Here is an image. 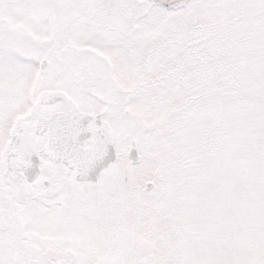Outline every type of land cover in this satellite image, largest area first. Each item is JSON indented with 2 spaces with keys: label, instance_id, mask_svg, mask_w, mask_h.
<instances>
[{
  "label": "snow or ice",
  "instance_id": "snow-or-ice-1",
  "mask_svg": "<svg viewBox=\"0 0 264 264\" xmlns=\"http://www.w3.org/2000/svg\"><path fill=\"white\" fill-rule=\"evenodd\" d=\"M0 264H264V0H0Z\"/></svg>",
  "mask_w": 264,
  "mask_h": 264
}]
</instances>
